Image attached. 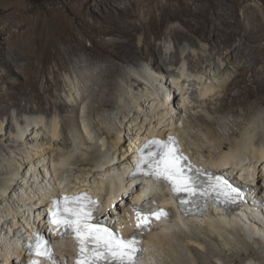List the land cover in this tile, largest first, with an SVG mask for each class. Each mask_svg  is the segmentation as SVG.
<instances>
[{"label": "bare ground", "instance_id": "obj_1", "mask_svg": "<svg viewBox=\"0 0 264 264\" xmlns=\"http://www.w3.org/2000/svg\"><path fill=\"white\" fill-rule=\"evenodd\" d=\"M90 1L84 2L87 12L92 11ZM120 1L98 0V3L105 7L107 19L103 22L106 27H102V33L120 36L125 41L95 42L93 48H87L77 40L70 45L65 43L67 51L59 50L58 56L53 58L55 66L52 67L45 56L41 35L42 30L49 25V19L33 17L16 22L21 30H17L13 36L20 44V50L28 57L29 63L24 68L27 80L21 83L12 79L15 75L13 66L22 60L23 55L14 50L10 58L1 59L6 70L0 76V264H16L22 258L19 242L36 230V227L39 231L44 229L39 219L35 223L34 214L45 207L48 195L68 189L87 190L100 197L105 216L112 218L111 226L119 227L122 232L127 230L126 225L133 222L129 211L137 205L141 204L147 211L159 207L169 210V217L160 223L156 222L155 230L147 236L145 245L148 251L141 264H179L181 260L186 263L184 253L190 257L192 264H196L199 258L203 264H237L240 259L248 261L245 264H264V203L260 193L264 182V139L258 140L254 136V130H249L248 127V130L242 127L230 135L220 132L217 127H224L218 117L224 115L228 108L236 112L233 103L226 104L229 99L227 90L243 81L239 70L249 68L246 64L241 68L236 66L237 75L232 81L230 78L234 74L227 73L223 77L220 75V78L216 74L212 76L197 71L201 62L210 57L202 47L189 55L192 60L189 67L186 64L179 67L181 49L164 54L153 40V35L160 26L157 17H177L170 8L171 5L157 6L162 11L159 12L156 8L157 0H134L130 7L125 8L119 7ZM251 1L253 0H232L233 17L221 13L222 17H207L215 4L214 0H192L194 3H207L203 5L204 12L193 11L190 7L189 15L195 17L187 19L186 24L192 28L193 33L205 38L209 26L207 24L214 21V38L218 36L217 30H223L224 40L228 43L230 37L237 33L231 29L236 23L233 20H237L238 11L243 5ZM146 2L153 9V13L148 12L150 18L147 20L141 18L138 12L131 11L132 7H147ZM57 9L60 8L51 10L56 12ZM247 11H251L255 18H261L258 9L251 4H248ZM123 14L134 18L133 29L124 26V18L120 17ZM197 18H203L205 23L197 21L195 24ZM58 19L61 27L72 29L71 21L66 17ZM215 20H219L220 24H216ZM142 29L151 30V34L146 35L145 45L135 50V47H130L133 45L130 37L134 38ZM251 32L248 29V33ZM168 34L180 41L184 32L180 28L169 27L166 31V35ZM191 41L197 45L193 37ZM35 43L39 44L37 49L34 48ZM79 46L91 56L90 61L98 54L101 59L109 61L110 65L101 73L103 81L93 95L96 105L90 104V122L85 120L87 123L84 121L83 129L79 121L78 124L75 123L72 135L68 124L62 125L58 117L47 121L45 116L39 114L51 116L54 110L59 114H77L80 107H84L80 102L81 95L71 85L69 100L54 90L61 82L58 72L65 68L62 58L66 53L78 50ZM241 51L242 47L235 45L228 54L230 58L237 59ZM139 56L144 59L152 57L151 72L141 67ZM84 63L85 61H80L78 65L85 67ZM124 63L137 70L129 72L130 90L121 89V84L113 79L122 72ZM140 78L147 87L143 88ZM262 81L256 89L251 85L235 93V99L232 97L231 102L249 106L244 108L248 112L262 100L260 95L264 92V80ZM43 83L48 84V88H42ZM2 84L8 86L6 92L2 91ZM193 87L198 89L192 91ZM117 88L120 92L115 93ZM253 98L258 102H253ZM124 100L128 102L127 106H124ZM117 103L121 104L119 112L114 115L102 112L111 110ZM11 105L18 109L20 126H14ZM183 112L188 115V121ZM242 116L246 119L248 114L244 113ZM181 123L183 127L180 126ZM240 124L237 126L241 127L244 123ZM186 128L204 130L207 140L204 134L198 132L189 136ZM169 133L178 136L182 148L192 161L204 167L215 168L240 185L247 194L240 213L225 217L220 210L210 208L205 217L185 219L179 215L175 203L169 200V194L158 186H147L145 198L137 199L141 188L136 187V179H131L127 174L133 166L130 160L134 157L136 148L146 139L155 134L166 138ZM196 142L201 143L204 151L191 148L197 145ZM22 151L24 154L28 153L26 159L24 156L20 158ZM5 153L8 158L2 159L1 155ZM71 169L75 170L73 175H69ZM69 246L71 247L70 238L56 243L55 257L52 255L54 259L46 258L43 264H72L69 256L73 252ZM229 252L231 256H228Z\"/></svg>", "mask_w": 264, "mask_h": 264}, {"label": "rangeland", "instance_id": "obj_2", "mask_svg": "<svg viewBox=\"0 0 264 264\" xmlns=\"http://www.w3.org/2000/svg\"><path fill=\"white\" fill-rule=\"evenodd\" d=\"M85 1L86 0H0V76L6 70L5 67L3 68L1 64V59L3 60L5 58H10L12 52L15 50L16 52L22 54L24 59L22 58V60L14 64L13 68L15 70V75L13 76L14 79L12 80L19 81L21 83H25V81L27 80V76L24 73V68L29 63V60L28 57L25 56V54H23V52L20 50V44L15 41V38L13 36V33H16L17 30H21V28H19L16 22H20L22 19L33 17H47L49 19V25L42 30L41 35L43 37L42 45L45 49L44 53L45 56L49 59V65L51 67L55 66V60L53 58L58 56L59 50H61L62 52H66L68 49L66 44L70 45V43H74L75 40H77L78 42H80V44L86 46L87 48H93L95 42L104 41L105 43H108L112 40L125 41V38H122L120 36L107 35L102 33V27H106V24H103V22L107 21L106 15L104 14L105 7L102 4H99L98 0H91L90 3L92 11L87 12V10L84 9ZM133 1L134 0H121L120 2H118V5L121 8H125L126 6L130 7V3H132ZM157 1V10V6H162L163 4L171 5L170 8L175 12V15L177 17H157L160 26L159 29L156 31V34L153 35V40L158 46L161 47V51L164 54H167L168 52H170V50L176 52L178 49H181L182 55L180 58V65L178 64L179 67H181L183 64H186V66L189 67V63L192 61L190 60L189 55L194 50L199 51V47H202L203 49L208 51L210 57L208 60L201 62V64L197 67V71L206 73L207 75L211 74L213 76L214 74H216L218 76L221 75L223 77L227 73H229V75L234 74L233 77L231 75L230 78V80L232 81L237 75L236 70L238 67L236 66L239 65L241 68L243 65L245 66L246 64V67L249 69L239 70V73L242 74L240 78L243 81H239V84H234L229 87V90H227V93L229 94L227 95V97L229 99L226 100V104L228 102L231 104L233 103L232 105L235 107L236 112L228 108L227 112L224 115H220L218 117V121H220L222 125L224 124V127L222 128L219 125L217 127L220 132H225L227 135L232 134L235 130H241L242 127H244L245 129H247L248 127L249 130H254V136L256 135L258 140H263L264 92L260 95L262 97L260 103L255 105L253 107L254 109L251 108L248 112L247 110L245 111L244 108H248L249 106H242L241 104H239L238 101V103L231 101L233 100V98L235 99V93L242 91L243 88L251 85L253 86V89H256L259 87V84L263 82L262 80H264V0H253L250 3L243 5V7L238 11L237 20H233L236 21V23L234 22V26L231 27V29H234L237 33L233 35L234 37H230L228 43L224 40L225 38L223 30H217L216 33L218 34V36L214 38V32H212L214 21L210 22V24H207L209 26L207 28L205 38L203 36L196 35L195 33H193L192 28L186 24L187 19H193L195 17L189 15L191 8L193 11L204 12L203 5H205L207 2L194 3L192 2V0ZM214 2L215 4L213 8L208 12L207 17H222L220 16V13L226 15L227 17H233L232 0H214ZM145 4L147 5V7H143L142 5L140 7H132L131 11L138 12L141 18L147 20L150 18L148 12L151 11L153 13V9L151 5L148 6L149 2H146ZM248 4H251L252 6L258 9L261 15L260 19L255 18L251 14V11H247ZM56 7L60 8L55 10L57 13L51 10ZM159 12L162 11L160 10ZM249 14L251 15V17H248ZM58 17H66L68 20H70L72 29L70 28L69 30H67L61 27L59 23L60 19H58ZM83 17L84 20H82ZM120 17L124 18L123 21H125L124 26L126 28H134L133 17H131L129 14H123ZM207 17H205L204 19L206 20ZM126 19H128V21H126ZM204 19L197 18L194 23L197 24V21H201L203 24L205 23ZM215 23L220 24V21L215 20ZM169 27H177L182 29L184 35L180 38V41L174 40L173 37L169 34L166 35V31L169 29ZM244 27L246 30L244 29ZM248 29L252 30L250 34L248 33ZM150 32L151 30L142 29L141 31L137 32L134 38L130 37L133 44L130 47H135V50H138L143 47L145 45L144 42L146 41L145 37L146 35L148 36ZM191 37L195 39L197 45H194L192 43ZM58 40L64 41L62 42ZM38 45V43H35L34 48L37 49ZM235 45L241 46L242 51L237 59H232L230 58L228 53L229 51L231 52V50L234 49ZM78 48V50H72L70 54L66 53L62 58V63L65 65V68L58 72L59 77L61 78V82L58 86L55 87L54 90L57 94L63 96V98L65 97L66 100H69L70 96H68V94L71 85L74 91L81 95L80 102L84 104V107L79 106L80 113L78 112L77 114L71 112H64L59 114L60 112H55V110L51 113V116H48L47 114H39L41 116H45L47 118V121L52 120L54 117H58L59 120H61L62 125L68 124L69 130L72 135L75 128V123L78 124L79 121V124L83 129L84 121L87 120L88 123L90 122L88 115L89 110H92L90 104L92 103L93 105H96L95 100H93V95L96 93L97 88L99 87V83L103 81L101 73L103 72V70L106 69L107 66L110 65L109 61H107L106 59H101L98 54L94 56V60L90 61L91 56L88 55V53H86L82 49H80V46ZM35 54L36 53H33V55ZM139 57L141 67H144V69H147L151 72L152 66L150 64V59L152 57L150 56V58L147 59H144L141 56ZM80 61H85L84 64L86 66L82 67L81 65H78ZM134 70L136 69H134L133 66L127 63L122 64V72L116 74L113 78L121 84V89L130 90L131 83L129 81V72H137V70ZM176 75L179 74L177 73ZM221 76L220 78H222ZM140 81H142L141 84H144L143 88L148 86L145 81H143V79L140 78ZM208 82H210V80ZM42 88H48V84L43 83ZM1 89L3 92H6L8 86L6 84H2ZM193 89L192 91H196L198 88L196 89L195 87H193ZM114 92L118 93L120 92V90H118L117 88ZM252 101L255 102L256 98H253ZM124 103V106H127L128 102L125 101ZM120 105V103H117L114 107H112L111 110H106L102 112L114 115V113L120 111ZM82 107L85 110H83ZM125 109H128V107H126ZM10 113L12 116H14V126H20V122L18 121V117L20 116H18L17 107L11 105ZM244 113L248 114L246 119L244 118V116H242ZM23 116L26 117L28 115ZM187 116L184 114L185 120L188 121L189 119ZM197 123H199V121H197ZM240 123L244 124L242 125ZM185 124L187 125V122ZM238 124L242 126L238 127ZM180 126L183 127V124L181 123ZM197 130L198 129L191 130V128L185 129L186 133L189 136L190 134L195 135V133L198 132L202 133V135L204 134V138L206 139V132L204 130L202 131L201 129L198 131ZM61 134L65 135L64 132H62ZM196 143L197 145H195L194 147L191 146V148H194V150H197L199 152L204 151L205 148L202 147L201 143ZM212 144L215 145V142H213ZM19 156L20 158L24 156L26 159L28 157V153L24 154L22 151V154H19ZM1 157L2 159H4L5 157L8 158V154L5 153L3 156L1 155ZM1 166L2 163H0V168ZM73 173H75V170L72 171L71 169L69 175H73ZM213 253L214 255L216 254L215 252ZM184 255H186L184 256V259H186V263L181 260L179 261V264H192L190 257L186 253H184ZM228 256H231V252L228 253ZM199 262L200 264H203V261L200 260V258L196 264H199ZM247 262L248 261L244 259H240L239 263L237 264H245Z\"/></svg>", "mask_w": 264, "mask_h": 264}, {"label": "snow or ice", "instance_id": "obj_3", "mask_svg": "<svg viewBox=\"0 0 264 264\" xmlns=\"http://www.w3.org/2000/svg\"><path fill=\"white\" fill-rule=\"evenodd\" d=\"M152 146L155 150L147 155L141 151V162L137 167L156 181L166 182L182 206L187 203L198 208L206 207L210 201L225 206L227 210L229 205L242 199L243 192L223 176L206 174L187 162L174 138L168 142L149 141L148 147ZM182 193L185 195L181 196ZM97 208V202L86 194L65 196L63 207L57 203L51 214L50 223L58 230L63 229L61 237L75 236L79 250L77 264H141V237L145 231L151 230L150 217L160 219L167 213L163 210L144 213L143 209H136L137 233L125 240L100 222H92V213ZM35 238L37 243L29 245V250L35 255L54 259L50 254L49 240L39 236ZM33 264L36 262L33 261Z\"/></svg>", "mask_w": 264, "mask_h": 264}]
</instances>
